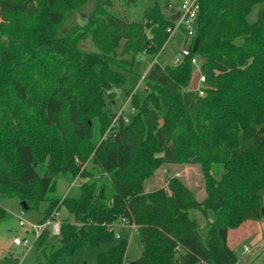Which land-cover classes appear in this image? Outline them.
Masks as SVG:
<instances>
[{
  "label": "trees",
  "instance_id": "trees-1",
  "mask_svg": "<svg viewBox=\"0 0 264 264\" xmlns=\"http://www.w3.org/2000/svg\"><path fill=\"white\" fill-rule=\"evenodd\" d=\"M87 1L0 0V195L16 197L23 210L44 200L38 224L61 206L72 215L58 233L46 227L36 235L37 264L103 241L111 245L96 264H122L127 241L110 228L121 217L140 238L135 264H237L228 229L264 218V11L246 18L264 0H200L187 46L202 58L201 94L190 84L189 57L151 61L143 90L124 88L135 58L154 57L169 37L158 0L139 19L127 10L138 0H94L82 21L60 31L66 12ZM87 38L95 50L80 46ZM121 88L135 109L126 122L114 109ZM174 162L199 165L202 199L176 176L145 189L160 164ZM61 174L91 180L77 196L49 195ZM191 209L207 219L205 233Z\"/></svg>",
  "mask_w": 264,
  "mask_h": 264
},
{
  "label": "rangeland",
  "instance_id": "rangeland-1",
  "mask_svg": "<svg viewBox=\"0 0 264 264\" xmlns=\"http://www.w3.org/2000/svg\"><path fill=\"white\" fill-rule=\"evenodd\" d=\"M118 1V0H117ZM164 14L167 15L165 9V3L169 0H158ZM177 2L178 0H170ZM119 2V1H118ZM151 0H138L136 6H130L128 14L130 18L139 19L143 7L150 3ZM94 0H88L82 7L68 11L65 14L63 21L60 24V31L64 32L70 29L76 24V21H81L86 17L93 6ZM264 11V1L254 4L247 15V20L253 22L257 19L259 11ZM185 32L178 29L172 32L165 41L162 49L153 57L148 54H140L135 58L134 72L126 74V82L124 88L142 91L144 88V82L141 78L143 72L148 68L151 61H156L161 65L174 63V56L179 53L181 46L183 45V39ZM80 46L86 50H95L91 40L87 38ZM198 61H201L198 55H196ZM178 62V61H177ZM199 76V69L196 64H193L191 73L190 84L196 86ZM202 84V83H201ZM124 88H121L117 93V101L114 105V109L117 110L119 105H124V111H127L134 107L130 105V94H125ZM93 139H98V125L96 119L93 120ZM89 166V163L87 165ZM211 171L214 173L221 172L219 165H212ZM97 172H95L96 174ZM171 176L180 178L188 187H190L198 199L204 197V181L203 175L200 171V167L197 163H162L154 171V175L146 180L144 187L146 190L153 189L155 187H166L167 179ZM83 180H91L89 177L76 176L71 178L67 174H61L55 184L53 191L49 192V195L55 197L77 196L79 193V184ZM99 182L105 184L106 193L110 195L113 191V187L107 178V176L100 177ZM262 205H264V189L261 190ZM0 205L6 210L4 216L0 217V264H37L38 258L41 256L38 248L34 244L36 238L37 228L34 227L38 223V220L42 217V210L46 206V202L43 200L39 204L38 209L23 210L20 202L16 197L1 196ZM190 216L195 218L202 227V233H205L206 221L200 211L191 209ZM211 217V214L209 215ZM20 218L23 219L22 223ZM63 218L69 220L72 219V215L61 206L55 214L53 221L60 222ZM257 221V220H254ZM259 223L253 222L250 225H244L243 223L236 228H229L227 236L228 245L234 250L238 262L237 264H264V218L259 220ZM119 232V237H115V240L123 238L127 241L126 245V257L127 262L133 261L141 251L140 238L135 229L129 225H123L116 228ZM259 236L255 241L254 238ZM17 237L19 239H26V244H15L13 239ZM111 242L103 241L98 244L85 243L82 246L75 249L71 254H62L55 264H96V254L99 251H104L109 248ZM243 245H247L248 250L242 252Z\"/></svg>",
  "mask_w": 264,
  "mask_h": 264
},
{
  "label": "built area",
  "instance_id": "built-area-1",
  "mask_svg": "<svg viewBox=\"0 0 264 264\" xmlns=\"http://www.w3.org/2000/svg\"><path fill=\"white\" fill-rule=\"evenodd\" d=\"M199 4L200 0H178L177 2L174 1H167L165 3V9L167 12L166 17L169 19V15L173 14L175 12H179V16L174 19L170 20L171 24H169L166 27V31L169 33V35L178 30L181 29L185 32V36L183 39V45L181 46L179 53L174 56V61L177 62L183 57H189L190 62L192 64H196L198 66V59L196 55L190 54V49L188 48V44L191 41L192 37L194 36L195 28H196V20H197V14L199 10ZM144 75V74H143ZM141 76V78L143 77ZM204 81V75L199 72V76L197 79V85L194 87L195 90L198 91L199 94L202 93L201 89V83ZM133 108L124 111V105H119L116 110V117L121 116L123 121H128L129 113H132ZM56 214V213H55ZM54 220V218H53ZM51 218H47L42 223L37 224V232L36 235L44 228L49 227L51 233L56 234L59 231V222L53 221ZM23 219L20 218V222L22 223ZM123 225H129L133 229L136 230V225L134 223L129 224L124 217H121L118 219L117 222H114L110 228L114 233V236L119 237V232L116 230L117 227L123 226ZM13 242L15 244H26V239H19L15 237L13 239ZM248 250L247 245H243L242 252H246ZM122 264H130V262H123ZM196 264H204L203 262H197Z\"/></svg>",
  "mask_w": 264,
  "mask_h": 264
},
{
  "label": "water",
  "instance_id": "water-1",
  "mask_svg": "<svg viewBox=\"0 0 264 264\" xmlns=\"http://www.w3.org/2000/svg\"><path fill=\"white\" fill-rule=\"evenodd\" d=\"M179 16V12H175L173 14L169 15V19L170 20H174ZM197 49V38H194L193 40V44H192V50L195 51ZM22 204H24V202H22ZM262 216H264V208H262ZM130 264H135L134 261H132Z\"/></svg>",
  "mask_w": 264,
  "mask_h": 264
},
{
  "label": "crops",
  "instance_id": "crops-1",
  "mask_svg": "<svg viewBox=\"0 0 264 264\" xmlns=\"http://www.w3.org/2000/svg\"><path fill=\"white\" fill-rule=\"evenodd\" d=\"M151 63V62H150ZM150 65V64H149ZM149 67V66H148ZM147 70V69H146ZM145 70V71H146ZM145 71L143 72V74L145 73ZM253 222H256V223H259L260 221L259 220H257V221H254V220H246L243 224L244 225H250V224H252ZM260 224V223H259ZM228 233H229V229H228V231H227V236H228ZM259 236H256V238H254V241L258 238ZM132 261H130V263H131Z\"/></svg>",
  "mask_w": 264,
  "mask_h": 264
}]
</instances>
